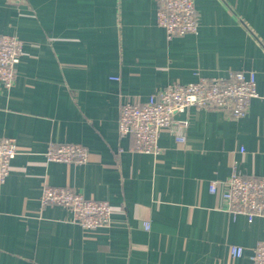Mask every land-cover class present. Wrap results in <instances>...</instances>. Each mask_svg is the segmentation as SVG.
<instances>
[{"label": "crops", "instance_id": "crops-1", "mask_svg": "<svg viewBox=\"0 0 264 264\" xmlns=\"http://www.w3.org/2000/svg\"><path fill=\"white\" fill-rule=\"evenodd\" d=\"M195 3L198 34L169 40L157 0H0V35L24 43L14 87L0 84V140L18 147L0 186V264H252L264 218L233 221L209 186L233 167L264 176V0ZM234 71L257 74L244 118L191 108L178 116L186 145L163 131L158 155L118 135L125 101ZM52 141L84 146L89 161L47 162ZM44 187L108 202L112 227L86 231L42 207Z\"/></svg>", "mask_w": 264, "mask_h": 264}, {"label": "built area", "instance_id": "built-area-1", "mask_svg": "<svg viewBox=\"0 0 264 264\" xmlns=\"http://www.w3.org/2000/svg\"><path fill=\"white\" fill-rule=\"evenodd\" d=\"M157 24L165 30L169 40L174 37L197 35L198 13L195 0H157ZM24 43L11 35H0V84L12 89L16 82L17 65L23 55ZM197 81L172 82L146 101L131 99L120 109L118 135L132 137L131 151L139 154L158 155L160 135L168 131L177 144L186 145L191 108L228 112L234 119L244 118L253 99L260 98L255 71H234L227 77L205 78L198 75ZM120 81V78H112ZM244 153V149L241 151ZM18 155L15 139L0 140V186L10 174L11 162ZM47 162L67 165H83L89 161L87 149L79 144L50 142L45 154ZM210 194L220 197L225 203L224 211L233 221L239 216L249 223L264 218V176H246L235 167L231 176L224 181H211ZM42 207L61 206L72 213V222L86 231L109 229L113 225V207L105 201L86 199L69 187H44ZM149 229L148 223L144 225ZM230 256L240 259L245 248L230 245ZM252 264H264V242L252 249Z\"/></svg>", "mask_w": 264, "mask_h": 264}]
</instances>
